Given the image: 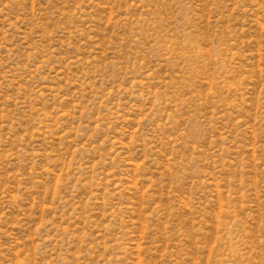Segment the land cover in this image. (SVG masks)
<instances>
[{
  "label": "rangeland",
  "instance_id": "374dc122",
  "mask_svg": "<svg viewBox=\"0 0 264 264\" xmlns=\"http://www.w3.org/2000/svg\"><path fill=\"white\" fill-rule=\"evenodd\" d=\"M0 264H264V0H0Z\"/></svg>",
  "mask_w": 264,
  "mask_h": 264
}]
</instances>
